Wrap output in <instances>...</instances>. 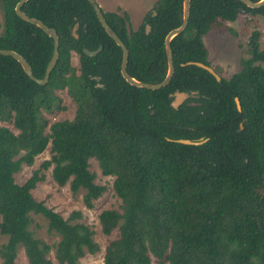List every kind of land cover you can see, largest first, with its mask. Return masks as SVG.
Masks as SVG:
<instances>
[{
    "label": "trees",
    "instance_id": "trees-1",
    "mask_svg": "<svg viewBox=\"0 0 264 264\" xmlns=\"http://www.w3.org/2000/svg\"><path fill=\"white\" fill-rule=\"evenodd\" d=\"M19 0H0V48L23 56L44 76L53 40L20 19ZM183 0H157L137 30L127 13L103 12L128 49L127 73L147 83L167 70L166 34L182 21ZM258 1V0H252ZM21 9L53 28L59 56L45 85L31 80L19 62L0 55V264H16L22 247L28 264H81L98 244L81 213L67 218L32 195L51 167L59 186L85 192L88 208L105 191L90 170L94 159L113 178L119 209L98 215L108 240L103 264H264V49L259 32L247 40V56L231 76L213 75L188 61L210 65L203 36L240 17L264 19V5L237 0H191L185 29L170 40L174 72L157 90L138 88L120 74L122 52L105 32L88 0H27ZM76 25L75 37L72 33ZM146 25L149 30L146 32ZM101 46L94 56L90 51ZM77 54L78 65L71 56ZM55 82L75 103L72 118L50 122L44 114ZM196 91L177 108L175 92ZM240 103L237 109L234 98ZM190 101L201 105H190ZM10 123L11 127L4 125ZM207 139L199 145L175 139ZM49 146L50 157L22 183L15 174ZM32 214L42 216L52 243L35 237Z\"/></svg>",
    "mask_w": 264,
    "mask_h": 264
},
{
    "label": "rangeland",
    "instance_id": "rangeland-1",
    "mask_svg": "<svg viewBox=\"0 0 264 264\" xmlns=\"http://www.w3.org/2000/svg\"><path fill=\"white\" fill-rule=\"evenodd\" d=\"M157 0H96L103 12L107 13H127V30H137L143 23L145 16L153 11V4ZM0 21H2V11L0 10ZM259 32V46L264 49V19H254L240 17L233 22H224L223 27H217L209 30L203 36V42L207 50L208 61L220 76L227 78L236 73L241 65L240 61L247 56L245 43L251 32ZM72 64L78 65L77 54L71 56ZM264 67V62L261 64ZM218 74V75H219ZM48 93L51 95L49 106L44 109L45 116L50 122L72 118L75 113V103L67 92L66 87H58L52 82L48 87ZM4 125L11 127L10 123ZM50 157L49 146L35 158L31 166H23L15 174V181L22 183L31 175L33 169L39 167L42 161ZM90 170L96 175L95 182L105 186V191L94 200L93 206L88 208L82 201V195L85 192L80 189L77 193H72L69 185L59 186L51 178V167L45 170L44 180L37 183L32 189L33 197L38 201H43L46 206L54 209L67 218L72 211L81 213L80 221L87 224L93 231V239L98 244L99 250L95 254L86 253L80 259L81 264H103L102 256L104 247L108 240L117 235V229L110 235H104L101 232L98 215L105 209H119L120 199L115 195L112 188L113 178L101 174L97 162L90 159ZM33 221L30 229L33 230L35 237L40 238L47 243H52L58 238L47 231V222L40 216L32 214ZM5 241V237L0 236V244ZM54 264H57L53 253L50 254ZM16 264H28L22 247L17 250ZM150 264L159 263L152 258Z\"/></svg>",
    "mask_w": 264,
    "mask_h": 264
},
{
    "label": "water",
    "instance_id": "water-1",
    "mask_svg": "<svg viewBox=\"0 0 264 264\" xmlns=\"http://www.w3.org/2000/svg\"><path fill=\"white\" fill-rule=\"evenodd\" d=\"M26 1L27 0H19L16 3V5L14 7L16 15L20 19H22L23 21L39 27L45 34H47L53 40L52 54H51V57H50L47 65H46L44 76L42 78L35 77L32 73L31 67H30L29 63L26 61V59L23 56H21L19 53L15 52L13 50L0 48V55L11 56L14 59H16L19 62V64L21 65L24 73L31 80H33L34 82H36L39 85H45L47 83L49 77H50V73L53 70V68L56 64V61L58 59V56H59V51H58L59 37L53 28L47 26L46 24H44L41 20H39L37 18L28 16L21 9V6ZM88 1L91 4V6L93 7L95 15H96L98 21L100 22L101 26L105 30V32L114 40V42L121 49L122 56H121V61H120V74L123 77V79L127 83H129L130 85H133V86L138 87V88L149 89V90H157V89H160V88L166 86L169 83V81L171 80V78L173 76V72H174V64H173V56H172V50H171V46H170V40L174 36H176L177 34L182 32L185 29V27L187 26L188 19H189V9H190V1L191 0H183L182 1V21H181V24L178 27L170 30L164 38V50H165V56H166V60H167V70H166V74H165L164 78L158 83L143 82V81L135 79L134 77L130 76L127 73L126 67H127L128 55H129L127 47L122 42V40L119 38V36L112 30V28L106 22L104 15H103V11L100 8V6L98 5V3L96 2V0H88ZM237 1L243 3L245 6H247L249 8H253V9L259 8V7L264 5V0H258V1L237 0ZM145 28H146V32H148L149 25H146ZM75 30H76V25L73 27L72 33L75 37H77ZM100 50H101V46H99L97 49L92 50V51H90L86 48H83V52L87 56H94ZM185 64L195 65L199 68H202V69L206 70L207 72H209L211 75H213V77L217 81L220 80V76L209 65H206L202 62H197V61H188ZM188 96L189 95L186 92H175L173 94V98H172L171 103H170L171 106L174 108H177ZM234 101H235L237 109L240 110L241 108H240V103H239L238 98L235 97ZM206 140L207 139L200 138L198 140L175 139L174 141L178 142V143H182V144H188V145H199V144L205 142Z\"/></svg>",
    "mask_w": 264,
    "mask_h": 264
},
{
    "label": "flooded vegetation",
    "instance_id": "flooded-vegetation-1",
    "mask_svg": "<svg viewBox=\"0 0 264 264\" xmlns=\"http://www.w3.org/2000/svg\"><path fill=\"white\" fill-rule=\"evenodd\" d=\"M248 40V39H247ZM258 41H259V38H258ZM245 45V47H246V54H247V42L244 44ZM259 48H260V46H259ZM261 49V48H260ZM207 58H208V56H207ZM210 67H212V69L217 73V71L215 70V67H213V65H209ZM219 74V73H218ZM219 76H220V74H219ZM221 77V76H220ZM189 96L186 98V99H188L189 97H191V98H197L199 95H198V93L196 92V91H191L189 94H188ZM185 99V100H186ZM184 100V101H185ZM189 104L190 105H195V106H199V105H201V103L200 102H196V101H190L189 102Z\"/></svg>",
    "mask_w": 264,
    "mask_h": 264
}]
</instances>
